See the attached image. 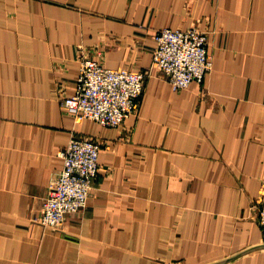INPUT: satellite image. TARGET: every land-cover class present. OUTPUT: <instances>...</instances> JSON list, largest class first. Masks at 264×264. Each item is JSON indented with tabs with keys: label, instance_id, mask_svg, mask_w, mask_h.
Masks as SVG:
<instances>
[{
	"label": "crops",
	"instance_id": "0c3cea01",
	"mask_svg": "<svg viewBox=\"0 0 264 264\" xmlns=\"http://www.w3.org/2000/svg\"><path fill=\"white\" fill-rule=\"evenodd\" d=\"M162 27L204 31L212 70L173 90ZM81 57L151 69L118 127L61 109ZM76 134L101 143L86 205L38 219ZM264 0H0V264H213L257 246ZM222 264H264V247Z\"/></svg>",
	"mask_w": 264,
	"mask_h": 264
},
{
	"label": "built area",
	"instance_id": "2783aa9c",
	"mask_svg": "<svg viewBox=\"0 0 264 264\" xmlns=\"http://www.w3.org/2000/svg\"><path fill=\"white\" fill-rule=\"evenodd\" d=\"M154 40L152 64L162 71L173 90L185 89L192 81L202 83L211 71L212 55L204 31L162 27ZM149 75L151 69L108 68L95 58L81 57L75 92L63 97L61 109L76 122L91 119L103 126L118 127L136 112ZM101 147L95 139L71 135L58 152L63 167L43 202L40 222L57 226L66 215L86 205L99 173ZM256 208L264 243V194L257 199Z\"/></svg>",
	"mask_w": 264,
	"mask_h": 264
},
{
	"label": "water",
	"instance_id": "95a60500",
	"mask_svg": "<svg viewBox=\"0 0 264 264\" xmlns=\"http://www.w3.org/2000/svg\"><path fill=\"white\" fill-rule=\"evenodd\" d=\"M263 247H264V243H260V244L257 245V246L251 247V248H249V249H245V250H243V251L237 253L236 255H232L231 257H228V258H226V259H222V260H220V261H218V262H216V263H213V264H222V263H225V262H227V261H229V260H231V259H233V258H235V257H237V256H239V255H242V254H244V253H247V252H249V251H251V250H254V249H256V248H263Z\"/></svg>",
	"mask_w": 264,
	"mask_h": 264
},
{
	"label": "rangeland",
	"instance_id": "374dc122",
	"mask_svg": "<svg viewBox=\"0 0 264 264\" xmlns=\"http://www.w3.org/2000/svg\"><path fill=\"white\" fill-rule=\"evenodd\" d=\"M156 33H157V32H156ZM156 33H155V34H156ZM211 70H212V69H211ZM45 198H46V197H45ZM45 198H44L43 201H42V205H41V214H42V206H43V202H44ZM40 217H41V215L39 216V218H40ZM39 218H38V219H39ZM49 227H50V226H49ZM261 243H263V242H261Z\"/></svg>",
	"mask_w": 264,
	"mask_h": 264
}]
</instances>
